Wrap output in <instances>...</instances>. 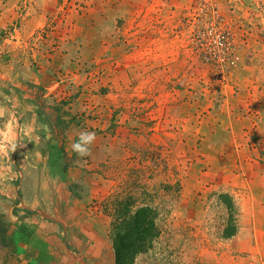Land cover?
Masks as SVG:
<instances>
[{
  "label": "rangeland",
  "instance_id": "374dc122",
  "mask_svg": "<svg viewBox=\"0 0 264 264\" xmlns=\"http://www.w3.org/2000/svg\"><path fill=\"white\" fill-rule=\"evenodd\" d=\"M207 1L0 0V74L16 73L0 75L4 264H116L118 195L159 212L136 264H264L223 237L218 202L233 195L245 240L250 185L264 177V0ZM32 13L33 36L6 54ZM213 14L241 56L225 72L193 41ZM156 40L159 52L172 40L171 55L152 56ZM82 132L95 133L83 157Z\"/></svg>",
  "mask_w": 264,
  "mask_h": 264
},
{
  "label": "trees",
  "instance_id": "16d2710c",
  "mask_svg": "<svg viewBox=\"0 0 264 264\" xmlns=\"http://www.w3.org/2000/svg\"><path fill=\"white\" fill-rule=\"evenodd\" d=\"M64 156L66 152L63 150ZM66 170V167H65ZM111 204L112 249L116 264H136L138 255L149 251L161 234L158 224L159 212L150 204L139 205L132 195L116 196ZM218 202L225 205L228 218L224 237L237 233L239 209L229 193H220ZM34 214L30 210L28 217Z\"/></svg>",
  "mask_w": 264,
  "mask_h": 264
},
{
  "label": "crops",
  "instance_id": "0c3cea01",
  "mask_svg": "<svg viewBox=\"0 0 264 264\" xmlns=\"http://www.w3.org/2000/svg\"><path fill=\"white\" fill-rule=\"evenodd\" d=\"M27 5H22L18 8V12H21L20 15L23 16V12L24 10L27 8ZM7 9L11 10L10 13H14V10L16 9V3H13V1L8 2L7 3ZM28 10V9H27ZM30 11V9H29ZM26 12V13H29ZM34 13H32V17L28 20V24L26 27H22L21 29L19 28V30L17 28H15L11 34V39L7 40L10 43H12V46L8 49L6 54H9V52H12L15 48V43L20 42L21 40L23 42H26L27 39H29L30 37L33 36V27L35 26V22L38 18H36L35 16H33ZM42 18V17H41ZM41 22V19L38 20ZM39 22V23H40ZM16 39V40H15ZM171 39V38H170ZM169 41L172 42V40H166V45H165V51L161 50L159 52V46L157 45L159 43V41L157 42L156 40V44L155 45H151L149 50L153 55H164V56H168L171 55V46ZM4 45L1 46V48H3ZM170 46V47H169ZM12 56V55H10ZM3 78H5V80H9V84H10V80H12V76L15 77L16 73L13 67V63H11L9 65V72L6 74H0ZM8 76V77H7ZM10 76V77H9ZM10 90H14L15 88L10 87ZM16 90V89H15ZM13 96L12 92H9V97ZM257 106L259 107H263L264 108V103L262 104H257ZM262 110V109H261ZM262 137H264V126L262 127V132L260 131ZM89 147V145H88ZM262 150L264 151V143L262 145ZM255 181H252L251 186V193L249 194L250 199L247 201V207H246V217L249 219V225H248V237H246V239H243V232L244 229L241 226V223H239V218H240V208L235 200V198L233 197L232 194H230L233 198L234 201L239 209V214L237 216V226H238V230L237 233L229 238L226 239H237L240 240V242H236V245H254L253 246V250L255 252H259L261 255V258L264 259V177L261 179V183H259L258 185H255ZM258 186V187H256ZM253 187L258 188V190H254ZM222 193H226V192H222ZM221 204V203H220ZM223 205V204H222ZM225 206V205H224ZM227 218H228V214H227ZM227 224V220L225 222L224 228ZM224 228L222 230L223 234H224ZM249 251L253 253V257H255L254 251ZM0 264H4L6 258H2V252H0ZM75 257H77L78 259H82V257H80L81 255H78L77 253H75ZM20 257V256H19ZM258 257V256H257ZM20 264H29L27 261H22Z\"/></svg>",
  "mask_w": 264,
  "mask_h": 264
},
{
  "label": "built area",
  "instance_id": "2783aa9c",
  "mask_svg": "<svg viewBox=\"0 0 264 264\" xmlns=\"http://www.w3.org/2000/svg\"><path fill=\"white\" fill-rule=\"evenodd\" d=\"M207 2H211V0ZM210 5L215 10L213 4L210 3ZM219 24L216 15L213 14V18L208 22L206 30H199L193 41L207 63L219 67L222 72H225L237 67L241 62V56L232 44L227 31L220 27Z\"/></svg>",
  "mask_w": 264,
  "mask_h": 264
},
{
  "label": "clouds",
  "instance_id": "9594fccd",
  "mask_svg": "<svg viewBox=\"0 0 264 264\" xmlns=\"http://www.w3.org/2000/svg\"><path fill=\"white\" fill-rule=\"evenodd\" d=\"M95 140V133L82 132L80 134L79 142L72 144V150L77 153L78 156L90 155V149L88 145L92 144Z\"/></svg>",
  "mask_w": 264,
  "mask_h": 264
}]
</instances>
